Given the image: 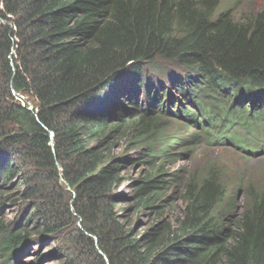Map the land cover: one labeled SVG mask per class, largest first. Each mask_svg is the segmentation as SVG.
I'll return each instance as SVG.
<instances>
[{
    "label": "trees",
    "instance_id": "1",
    "mask_svg": "<svg viewBox=\"0 0 264 264\" xmlns=\"http://www.w3.org/2000/svg\"><path fill=\"white\" fill-rule=\"evenodd\" d=\"M253 3L0 0V264H264V178L235 206L218 166L167 171L214 142L262 158Z\"/></svg>",
    "mask_w": 264,
    "mask_h": 264
},
{
    "label": "rangeland",
    "instance_id": "2",
    "mask_svg": "<svg viewBox=\"0 0 264 264\" xmlns=\"http://www.w3.org/2000/svg\"><path fill=\"white\" fill-rule=\"evenodd\" d=\"M245 7L252 9L253 11L260 9L264 7V0H254L252 5L248 6L245 4ZM249 136L250 135L246 133L245 139L248 140ZM122 146H124V144H122ZM119 150L120 149H117V151ZM246 150L248 149L246 148ZM130 153L135 155L137 151L132 149ZM260 155H262L261 159L252 158L246 160L245 152L239 148L229 146L228 144L220 145L216 142L212 143L211 145L201 144L197 146L193 153L189 154L188 157L181 158L173 165H169L167 167V171L175 172L177 170L176 172L183 174L181 169H186L190 172H196V174H202L206 167H208L210 164H214L218 166L220 170L225 172L227 176L226 179L229 181L230 195L235 197V206H242L244 195L242 193L241 184L244 183V179L240 180V177L245 176L248 180H254L256 182H260V179L264 178V154ZM142 170V166H134L133 168H129V177L135 179ZM246 171H248L247 175ZM10 185H12V183ZM120 189L124 193L126 190H128L125 185H122ZM172 192L173 187L165 192V196L171 195ZM128 203H130V201H123L121 205H127ZM171 204L172 206H179L180 208L181 206H184L178 189H176V193L174 194V200H169L167 206H170ZM5 206H10V204ZM4 208L5 215L9 218H12L14 216L13 209H8L7 207ZM152 220L154 219L152 218ZM138 222L139 224L136 225L141 226L148 222V217L146 215H142L139 217ZM143 228L144 227H141L139 230H143ZM47 248V245L43 248V250L36 246L28 247L22 254L18 264H60V259L58 257H54V255H51V248Z\"/></svg>",
    "mask_w": 264,
    "mask_h": 264
},
{
    "label": "clouds",
    "instance_id": "3",
    "mask_svg": "<svg viewBox=\"0 0 264 264\" xmlns=\"http://www.w3.org/2000/svg\"><path fill=\"white\" fill-rule=\"evenodd\" d=\"M263 140H264V136L262 138H260V139H257L255 136H250V138L248 140L246 139V142H249L250 143L249 146H253L254 148L260 147L261 150L259 152H264V142H263ZM225 144H227V143H225ZM225 144H223V145H225Z\"/></svg>",
    "mask_w": 264,
    "mask_h": 264
}]
</instances>
